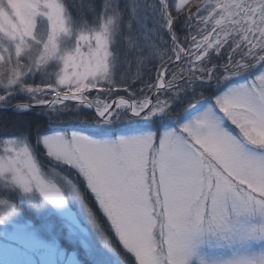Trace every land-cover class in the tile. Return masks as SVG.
I'll use <instances>...</instances> for the list:
<instances>
[{"label":"snow or ice","instance_id":"obj_1","mask_svg":"<svg viewBox=\"0 0 264 264\" xmlns=\"http://www.w3.org/2000/svg\"><path fill=\"white\" fill-rule=\"evenodd\" d=\"M9 109L0 264H264V0H0Z\"/></svg>","mask_w":264,"mask_h":264},{"label":"trees","instance_id":"obj_2","mask_svg":"<svg viewBox=\"0 0 264 264\" xmlns=\"http://www.w3.org/2000/svg\"><path fill=\"white\" fill-rule=\"evenodd\" d=\"M16 114L13 111L0 112V125H7L9 132H18L22 129L14 127V121L17 120ZM24 119L35 121L37 119L35 112L28 113Z\"/></svg>","mask_w":264,"mask_h":264},{"label":"rangeland","instance_id":"obj_3","mask_svg":"<svg viewBox=\"0 0 264 264\" xmlns=\"http://www.w3.org/2000/svg\"><path fill=\"white\" fill-rule=\"evenodd\" d=\"M7 111H12V110H7ZM228 126L231 127V128H234V126H232V125L230 124V122H228ZM161 131H163V130H161ZM33 218H34V214H33V213H31L30 211H25V212H24V219H25V220H32ZM0 243H2V241H0ZM60 243H61V245H62L64 248H66L69 252H71V251L73 250V247H74V246L68 244L67 241H66L65 239L61 238V239H60ZM77 251L80 253V258L83 259V252H82V250L77 249ZM10 258H15V257H10ZM34 258H35V257H34Z\"/></svg>","mask_w":264,"mask_h":264},{"label":"water","instance_id":"obj_4","mask_svg":"<svg viewBox=\"0 0 264 264\" xmlns=\"http://www.w3.org/2000/svg\"><path fill=\"white\" fill-rule=\"evenodd\" d=\"M9 110H11V109H9Z\"/></svg>","mask_w":264,"mask_h":264}]
</instances>
